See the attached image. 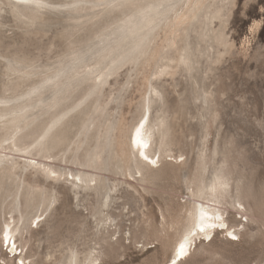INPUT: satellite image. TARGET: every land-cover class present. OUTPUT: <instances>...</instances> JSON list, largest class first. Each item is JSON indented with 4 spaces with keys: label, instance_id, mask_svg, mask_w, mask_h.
Wrapping results in <instances>:
<instances>
[{
    "label": "rangeland",
    "instance_id": "1",
    "mask_svg": "<svg viewBox=\"0 0 264 264\" xmlns=\"http://www.w3.org/2000/svg\"><path fill=\"white\" fill-rule=\"evenodd\" d=\"M41 1L0 0V264H264V0Z\"/></svg>",
    "mask_w": 264,
    "mask_h": 264
},
{
    "label": "bare ground",
    "instance_id": "2",
    "mask_svg": "<svg viewBox=\"0 0 264 264\" xmlns=\"http://www.w3.org/2000/svg\"><path fill=\"white\" fill-rule=\"evenodd\" d=\"M12 2H14V3H22V2H25V1H30V0H11ZM96 1H98V0H96ZM100 1V0H99ZM146 1V0H145ZM158 1V0H157ZM34 2L36 3V4H41V3H43L41 0H34ZM115 2V1H114ZM147 2V1H146ZM200 1L199 0H190V3H189V5L190 6H192V5H196V4H198ZM101 3V2H100ZM107 3V2H106ZM155 3H157L156 1H155ZM148 4V3H147ZM146 4V5H147ZM112 5V4H111ZM133 5V4H132ZM135 6V5H134ZM138 7V6H137ZM141 7H143L142 5H141ZM158 7V6H157ZM36 9H37V7H35ZM125 9H126V7H124ZM139 8V10H140V7H138ZM145 8V7H144ZM151 8V7H150ZM135 9H136V7H135ZM143 9V8H142ZM146 9V8H145ZM155 9V8H154ZM128 10H130L129 8H128ZM144 11H146V10H144ZM143 11V12H144ZM152 11V10H151ZM159 11V10H158ZM123 12H124V10H123ZM147 13H148V11H146ZM155 12V11H154ZM157 12V11H156ZM155 12V13H156ZM160 12V11H159ZM122 13V12H121ZM125 13H127V12H125ZM139 13V12H138ZM137 13V14H138ZM158 13V12H157ZM154 14V13H153ZM149 15H151V14H149ZM153 16V15H152ZM120 17H122V16H120ZM123 18V17H122ZM155 18V17H154ZM186 18V17H185ZM148 19V18H147ZM151 19V18H150ZM126 20H128L127 18H126ZM130 21V20H129ZM139 21V20H138ZM128 22V21H127ZM143 22V21H142ZM123 24V23H122ZM128 24V23H127ZM132 24V23H131ZM131 24H130V26H131ZM135 24V23H134ZM152 24V23H151ZM138 25V24H137ZM149 25V24H148ZM147 25V26H148ZM141 26V25H140ZM120 27V26H119ZM138 27V26H137ZM141 29V28H140ZM139 28H138V30H140ZM142 30V29H141ZM140 30V31H141ZM143 30H144V28H143ZM140 31H138V33L140 32ZM120 33H122V31L120 32ZM142 33V32H141ZM146 33V32H145ZM140 34V33H139ZM133 40H135V38L133 39ZM139 41V40H138ZM122 42V41H121ZM117 44H120V43H117ZM138 44V43H137ZM135 45H136V43H135ZM135 45H133V46H135ZM122 46V45H121ZM105 47V46H104ZM136 47V46H135ZM117 48H119V46L117 47ZM123 48V47H122ZM121 48V49H122ZM131 49L133 48V47H130ZM99 49V48H98ZM120 49V48H119ZM121 49H120V51H121ZM135 50V49H134ZM115 51V50H114ZM127 53H128V51H127ZM133 54V53H132ZM128 55V54H127ZM129 56V55H128ZM182 57V56H181ZM132 59V58H131ZM180 59V58H179ZM182 59V58H181ZM84 60V59H83ZM82 60V61H83ZM102 60V59H101ZM86 61V60H85ZM85 61H84V63H85ZM183 61H185V60H183ZM77 62V61H76ZM79 62H80V60H79ZM100 62V61H99ZM128 62V61H127ZM178 62H180L179 60H178ZM97 63V62H96ZM185 63V62H184ZM72 66V65H71ZM74 66V65H73ZM72 66V67H73ZM109 66V65H108ZM114 67V66H113ZM166 68V67H165ZM162 70V73L163 72H165V71H163V69H161ZM165 70V69H164ZM107 72V71H106ZM159 72V71H158ZM161 73V74H162ZM101 74V73H100ZM54 75V74H53ZM56 75V74H55ZM59 75V74H58ZM107 75V74H106ZM57 76V75H56ZM52 77V76H51ZM49 78V77H48ZM53 78V77H52ZM52 78H50V79H52ZM56 78V77H55ZM54 78V79H55ZM43 81H45V80H42V84H45V82H43ZM50 81V80H49ZM102 81V80H101ZM47 82V81H46ZM41 84V83H40ZM38 85V84H37ZM36 85V86H37ZM55 86V85H54ZM33 88V87H32ZM34 88H35V90L36 89H38L39 88V86H38V88L37 87H35V85H34ZM32 90V89H31ZM31 92V91H30ZM29 92V93H30ZM33 92H35V91H33ZM29 93H27V94H29ZM21 95V94H20ZM55 97V96H54ZM1 100V99H0ZM40 100V99H39ZM33 102V101H32ZM31 103V102H30ZM24 106V105H23ZM14 110V109H13ZM18 110H20V109H18ZM16 114V113H15ZM22 117V116H21ZM21 117H19V119L21 118ZM16 118H17V116H16ZM149 118H150V110H149V106H146L145 107V110H144V114H143V116H142V118L134 125V127H133V129H132V131H131V133H130V135H129V151H130V153L132 154V155H134V157L136 158V160L138 161V163L139 164H141V165H144V166H147V167H150V165L149 164H147L146 162H144L143 160H140L139 158H138V153H139V155H141V153H143V155H141V157L142 158H144V157H147V160L149 159V161L151 162V164L152 165H155V164H157L158 162H159V159H155L157 156H150L149 155V153H150V148H151V144H150V142H149V132L151 131V124H150V122H149ZM18 119V118H17ZM17 119H15L14 118V120H17ZM19 119H18V121H19ZM23 121L25 122L26 120H24L23 119ZM14 123H17L16 121L14 122ZM19 123V122H18ZM16 125V124H15ZM141 125H142V127H141ZM17 126V125H16ZM14 127V126H13ZM137 129H139L140 130V136H139V139L141 140V144H137V143H135V140L137 139V137H136V130ZM16 132V131H15ZM8 136L6 137V138H3L0 142H6V141H8V140H10V139H12L13 137H14V135L12 134V133H8L7 134ZM83 142V141H82ZM143 145H147L146 147H144ZM13 148H14V146H13ZM24 150H26V149H24ZM24 150H21V151H24ZM99 154V153H98ZM97 154V155H98ZM97 157L98 156H96V159H97ZM155 157V158H154ZM99 159V158H98ZM101 159V158H100ZM36 161V160H35ZM42 165V164H41ZM48 167V166H47ZM47 169V168H46ZM70 172V171H69ZM139 172V171H138ZM52 173V172H51ZM71 173V172H70ZM69 173V174H70ZM58 174V173H57ZM129 174V173H128ZM71 175V174H70ZM69 175V176H70ZM78 176V175H77ZM131 177H132V175H130ZM78 180L79 181H81L82 182V179L79 177L78 178ZM92 182V181H91ZM218 182V181H217ZM218 184H219V182L217 183V185L216 186H214V187H211L210 188V192H209V194H211V195H214V196H216V195H220V196H222V190L224 189L221 185H219L218 186ZM212 201V200H211ZM213 202H214V200H213ZM216 202V201H215ZM193 212H194V218H195V220H194V223H193V225H191V227L189 228V229H187L185 232H184V234H183V236L178 240V242H177V244H176V246H175V248H174V257L172 258L173 259V262H175V259H178V258H181V257H185V255L188 253V252H190V248H191V246H190V242H191V238H190V233H191V231L193 232V231H195L196 232V234H199V231H200V226H203L204 227V231H200V232H203L202 234L203 235H205V236H210V233H211V231H212V228L213 227H215V226H219V227H222V226H224L225 224H226V222L221 218V214H219L218 213V211L219 210H217V212H216V210H215V208H213L211 205H209L208 203H198V204H196V205H194L193 207ZM219 209V208H218ZM221 211V210H220ZM202 213H206V215H202ZM219 217V219H217L216 217ZM19 222H18V220L16 219V218H14V217H11V220H5L4 221V224L2 225V228H1V232H0V238H1V241H6L5 243H8V248H9V246H10V252L13 254V252H14V250H17V247H15V242L16 241H14V237H15V233H16V231L18 230L17 229V224H18ZM210 225H214V226H210ZM227 231H229V228L227 227V229H226ZM232 235H235V233L233 232V233H231ZM200 235V234H199ZM7 236V239L5 238ZM236 236V235H235ZM185 238H187V239H185ZM11 239L13 240V243L11 242ZM194 241V240H193ZM180 243H186V252H185V254L184 255H178V252H177V249H178V246H179V244ZM20 250V249H19ZM23 250V249H22ZM15 256V255H14ZM19 259H21V258H19ZM22 260V259H21ZM180 260V259H179ZM185 260V259H184ZM182 261H180V262H177V263H174V264H180Z\"/></svg>",
    "mask_w": 264,
    "mask_h": 264
},
{
    "label": "snow or ice",
    "instance_id": "3",
    "mask_svg": "<svg viewBox=\"0 0 264 264\" xmlns=\"http://www.w3.org/2000/svg\"><path fill=\"white\" fill-rule=\"evenodd\" d=\"M142 127V125H141ZM139 136H140V130L137 129L136 130V137L137 139L135 140V143L137 144H141V140L139 139ZM144 147H146L147 145H143ZM141 155H143V153H141ZM145 159H147V157H145ZM202 215H206V213H202ZM217 219H219V217L217 216L216 217ZM210 226H214V225H210ZM200 231H204V227L203 226H200ZM229 235H231V233H229ZM7 239V236L5 237ZM235 238V237H233ZM187 239V238H185ZM177 252H178V255H184L185 252H186V243H180L179 246H178V249H177Z\"/></svg>",
    "mask_w": 264,
    "mask_h": 264
}]
</instances>
